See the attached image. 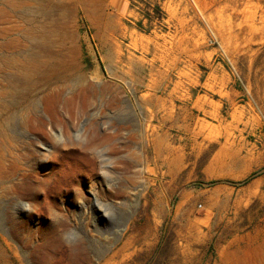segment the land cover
Wrapping results in <instances>:
<instances>
[{
	"label": "rangeland",
	"instance_id": "obj_1",
	"mask_svg": "<svg viewBox=\"0 0 264 264\" xmlns=\"http://www.w3.org/2000/svg\"><path fill=\"white\" fill-rule=\"evenodd\" d=\"M47 11L36 112L73 102L3 152L28 177L0 185V264H264V0Z\"/></svg>",
	"mask_w": 264,
	"mask_h": 264
},
{
	"label": "bare ground",
	"instance_id": "obj_2",
	"mask_svg": "<svg viewBox=\"0 0 264 264\" xmlns=\"http://www.w3.org/2000/svg\"><path fill=\"white\" fill-rule=\"evenodd\" d=\"M24 1L5 0L3 3L4 8L0 9V185L7 182V180L12 181L16 177L21 178L17 183L4 188L5 192H13L19 195L23 186L27 188L26 180L28 176L23 173V168L18 164L7 162L6 157L10 155L6 156L3 153L5 148L11 145V141H13L15 128L17 125L22 129L36 125L41 129L45 126L53 125L59 114L58 107H68L73 102L70 99L62 101L59 89L55 92V96L47 99L48 105L45 114L48 117L39 116L38 112H36V95L33 92L37 87L35 86L37 83H35L33 77L38 75L47 79L50 66L48 60L42 58L48 55L53 34V31L49 30V28L44 29L43 24L38 22L36 17H48L49 13L47 10L52 0ZM30 3L36 7L33 9L29 8ZM62 4L61 1H58L53 7L54 12L62 10ZM16 13L30 25L33 20L32 15H35L34 26L28 33H24L21 36V40L16 37L15 26L13 25L14 18L17 17ZM2 25L4 27H1ZM24 49L29 50V53H26L27 57L25 59L18 61L17 58ZM46 97L47 95L45 99ZM21 101H24L26 106L24 111L19 112L17 105ZM62 146H64V143ZM57 226L62 227V223H57Z\"/></svg>",
	"mask_w": 264,
	"mask_h": 264
}]
</instances>
